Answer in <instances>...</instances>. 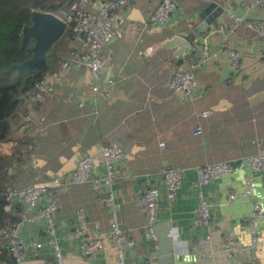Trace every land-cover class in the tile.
Returning a JSON list of instances; mask_svg holds the SVG:
<instances>
[{
	"label": "crops",
	"instance_id": "0c3cea01",
	"mask_svg": "<svg viewBox=\"0 0 264 264\" xmlns=\"http://www.w3.org/2000/svg\"><path fill=\"white\" fill-rule=\"evenodd\" d=\"M157 1L127 0L116 7L114 21L123 33L111 37L103 46L110 52L111 61L97 90L91 89L84 66L74 63L60 79L50 82L42 99H33L29 94L22 101L9 138L0 143V151L13 154L6 182L27 185L53 176L64 178L50 190L59 203L54 212V234L64 264H117L114 245L105 232L112 210L122 228L135 239L133 246L124 250L126 264L141 262L147 255L159 264H192L194 244L206 230L192 223L199 191L210 204V222L220 229L211 243L216 251L204 255L199 264H254L249 252L229 257L219 249L224 230H230L242 242L250 241L245 217L252 197L228 196V191L243 187L246 169L234 165L230 172L211 181L194 180L196 164L236 159L264 149V36L242 23L231 26L229 15L232 11L245 18L264 20V3L247 7L241 0H176L168 19L155 23L149 15ZM210 2L212 7H221L213 15L216 23L210 19L209 24L194 32L203 18L200 11ZM98 3L92 0L88 8L95 10ZM179 33L194 48L181 61H177L173 47L162 44ZM64 41L65 47L62 42L51 51L43 75L78 45L76 38L65 37ZM223 42L238 51L237 66L222 50ZM204 43L207 52L202 55ZM174 67L193 69L197 85L203 90L201 96L191 97L168 87ZM107 77L112 82L105 84ZM205 108L209 111L203 115L200 111ZM37 123L42 125V131L34 147L28 149L27 142L17 150L23 137H31ZM197 124L202 126L200 133L193 132ZM111 140L122 146L123 155L109 186L113 202L106 204L98 200L106 189L94 190L88 181H70L69 173L83 153L94 156L93 172H102L100 146ZM164 164L184 167L181 184L170 200L164 195L160 171ZM251 173L253 198L264 206V173ZM148 185L157 186L161 192L154 222L156 240L144 233L145 210L140 197ZM78 207H82L84 219L101 232L104 241L91 254L82 252L80 235H70L71 228L80 223L75 212ZM30 210L34 207L15 200L9 211H4L3 221L15 222L26 241H43L36 254L26 249L22 263L45 264L53 259V246L43 218L23 219ZM256 253L257 261L264 264V220ZM14 262L15 259L11 264Z\"/></svg>",
	"mask_w": 264,
	"mask_h": 264
},
{
	"label": "built area",
	"instance_id": "2783aa9c",
	"mask_svg": "<svg viewBox=\"0 0 264 264\" xmlns=\"http://www.w3.org/2000/svg\"><path fill=\"white\" fill-rule=\"evenodd\" d=\"M92 0H77L75 6L69 13H64L63 18L70 22V38L78 39V45L70 48L66 55L62 56L59 63L47 75H43L36 81L33 90V98L42 99L44 94L50 88L51 81L60 79L68 68L74 63H80L89 76V85L92 90H97L99 83L103 78V72L111 61L109 51H104V44L113 36H120L123 28L114 21L115 9L118 6L125 5L127 0H98V6L95 10L88 8V3ZM241 3L247 7L263 4L264 0H241ZM176 5V0H158L152 9L149 18L155 23L166 21ZM231 17V26L242 23L258 34L264 36V20L261 18H245L242 15L229 11ZM222 50L226 52L230 63L237 66L239 64V54L234 48L222 43ZM207 52V45L204 43L201 47L202 55ZM264 61V54L262 56ZM195 59H192L193 66ZM105 84L111 83L112 78L107 77ZM168 87L173 91H182L191 97L201 96L203 90L197 85V77L191 68L174 67L167 81ZM208 109H202L201 114H207ZM42 131V125L37 123L31 129V137L27 143L28 149L34 147L37 137ZM201 124H197L193 132L200 133ZM162 144V142H161ZM101 165L103 171L93 172L94 156L91 153H83L76 159L74 167L69 173L70 181H88L94 190L106 189L105 194L100 195L98 200L106 204L113 202V193L109 189L115 174L119 171L116 164L122 158V146L115 140L107 141L100 146ZM245 168L243 187L241 189H232L228 191L229 198L238 196L252 197L251 208L246 215V226L250 234L249 242L240 241L230 230L223 232V244L219 249L224 251L227 256L234 257L236 254L249 252V257L254 264H260L256 257L258 233L261 229V222L264 220V206L253 198L254 176L251 172L264 173V149L244 153L236 159H216L199 163L195 165L196 178L195 183H205L222 174L228 173L233 166ZM161 174L164 183V195L167 199H172L179 188L183 176L184 167L181 165L164 164L161 166ZM64 178L53 176L47 181H37L27 185H18L13 180L4 185L2 197L0 199V211L8 212L15 200L22 201L34 210L23 215L24 220L43 218L46 222L48 240L53 246V259L45 264H64L63 253L55 238L54 212L58 209L57 199L50 193L51 188L61 184ZM264 180V176H263ZM109 189V190H108ZM161 195L159 188L155 185H148L142 191L140 200L145 210V235L156 240L157 235L154 229V222L157 217L158 198ZM43 197L41 201H38ZM80 223L75 224L70 235H80L83 239L82 252L91 254L97 251L103 245L101 232L92 228L84 219L82 207L75 210ZM192 223L205 227L204 234L197 240L195 245V260L192 264H199V259L204 255L214 252L211 248L213 236L220 231L218 226L210 222V204L199 191L198 204L194 210ZM107 239L114 245L117 264H126L124 250L132 247L135 239L128 234L120 225L115 210L111 211L109 226L106 229ZM41 240L26 241L23 239L18 225L15 222H0V245H4L11 253L16 264H23L22 258L26 249H31L37 253L42 245ZM133 264H159L152 255Z\"/></svg>",
	"mask_w": 264,
	"mask_h": 264
},
{
	"label": "trees",
	"instance_id": "16d2710c",
	"mask_svg": "<svg viewBox=\"0 0 264 264\" xmlns=\"http://www.w3.org/2000/svg\"><path fill=\"white\" fill-rule=\"evenodd\" d=\"M77 0H0V143L9 138L12 124L22 101L31 94L36 81L43 76L48 67V57L51 51L60 47L64 38L70 39V22L63 33L54 40L46 51L45 59L30 67L17 68L16 63L21 62L31 54V36L22 38V27L30 22L33 9L50 10L56 13H69ZM58 13V14H59ZM50 50V53H48ZM34 99V98H33ZM31 125V124H30ZM30 138L19 142L26 145ZM13 154L0 151V199L4 185L9 179L8 165ZM5 212L0 211V222L3 221ZM14 260L11 253L4 245H0V264H8ZM5 261V262H4ZM15 264V262H14Z\"/></svg>",
	"mask_w": 264,
	"mask_h": 264
},
{
	"label": "water",
	"instance_id": "95a60500",
	"mask_svg": "<svg viewBox=\"0 0 264 264\" xmlns=\"http://www.w3.org/2000/svg\"><path fill=\"white\" fill-rule=\"evenodd\" d=\"M210 2L205 5L200 11L202 20L196 25L193 31L202 29L209 24L210 19L216 23L213 18L217 14V10L221 7H212ZM214 8V9H213ZM207 14V15H206ZM66 21L56 12L50 10L33 9L30 15V22L22 27V38L31 36L33 42L31 44V54L19 63H16L17 68L30 67L45 59V54L50 44L56 40L65 30ZM162 44L168 47H173V54L177 56V61L183 60V55L193 52V45L183 34H173L162 41Z\"/></svg>",
	"mask_w": 264,
	"mask_h": 264
},
{
	"label": "clouds",
	"instance_id": "9594fccd",
	"mask_svg": "<svg viewBox=\"0 0 264 264\" xmlns=\"http://www.w3.org/2000/svg\"><path fill=\"white\" fill-rule=\"evenodd\" d=\"M57 14H58V13H57ZM59 15H60V14H59ZM60 16L63 17V15H60ZM63 19H64V18H63ZM64 20H65V19H64ZM65 21H66V20H65ZM67 23H68V22H66V27H67ZM66 27H65V28H66Z\"/></svg>",
	"mask_w": 264,
	"mask_h": 264
},
{
	"label": "rangeland",
	"instance_id": "374dc122",
	"mask_svg": "<svg viewBox=\"0 0 264 264\" xmlns=\"http://www.w3.org/2000/svg\"><path fill=\"white\" fill-rule=\"evenodd\" d=\"M59 13V12H58ZM60 15H63V12H61V13H59ZM48 51V50H47ZM48 53H50V50H49V52ZM48 55H50V54H48Z\"/></svg>",
	"mask_w": 264,
	"mask_h": 264
}]
</instances>
